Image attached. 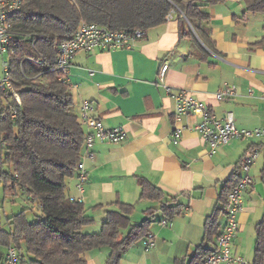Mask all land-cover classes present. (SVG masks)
I'll return each mask as SVG.
<instances>
[{"label":"crops","instance_id":"obj_1","mask_svg":"<svg viewBox=\"0 0 264 264\" xmlns=\"http://www.w3.org/2000/svg\"><path fill=\"white\" fill-rule=\"evenodd\" d=\"M205 10L210 17L211 49L203 60L194 54L192 40L185 35L189 23L176 10L163 25L147 30L131 50L80 52L70 58L66 79L73 113L80 121L83 103H90L88 115L105 129L121 128L124 138L119 143L94 141L92 160L84 156L83 145L80 160L86 180L80 191L75 171L66 180L68 198L81 200L93 220H102L104 211L114 208L115 202L132 205L130 221L134 216L140 219L136 223L144 219L146 210L162 204L181 208L172 219L156 212L149 228L153 246L146 250L143 239L138 241L123 253L119 264H185L202 243L205 219L219 206L221 190L237 163L247 150H256L257 157L248 169L252 184L243 191L238 230L230 243L231 256L240 261L218 263L251 264L254 227L264 216V136L234 139L209 154L208 145L192 129L198 116L182 120L178 140L173 137L172 124L174 95L185 90L217 118L232 113L238 129L264 128V11L248 10L245 0H224ZM164 63L167 70L162 85L157 75ZM226 85L234 86L236 95L217 101L215 94ZM81 125L88 134L90 130ZM139 178L160 189L163 198L140 199ZM217 221L218 234L225 225V214ZM216 237L205 244L211 251ZM7 249L0 243V264H5ZM102 251L106 250L89 251L87 264H104L109 251Z\"/></svg>","mask_w":264,"mask_h":264},{"label":"trees","instance_id":"obj_2","mask_svg":"<svg viewBox=\"0 0 264 264\" xmlns=\"http://www.w3.org/2000/svg\"><path fill=\"white\" fill-rule=\"evenodd\" d=\"M224 0H22L10 20L14 55L11 81L18 90L21 104L13 119L0 121L3 135V172L0 183L9 195L20 192L37 206L40 213L29 221L27 209L7 219L8 230H0V243L14 247L20 264H87L85 253L108 248L104 264H119L123 253L149 233L154 214L167 219L180 213V205L162 204L148 209L139 223H131L130 204L115 202L104 211L98 233H84L94 220L82 203L68 198L66 180L74 175L85 134L68 84L55 70L57 47L71 38L81 22L94 23L112 31H142L163 25L172 11L187 20L195 55L203 60L211 49L209 14L205 8ZM250 11H264V0H245ZM240 163V161H239ZM223 186L219 206L203 225L202 243L185 264H202L212 252L211 243L218 230V217L225 214L229 192L238 184L240 164ZM264 163V162H263ZM264 177V164L261 169ZM140 199L161 200L163 192L138 179ZM171 201H174L171 198ZM251 264L264 262V216L255 225ZM183 264L184 261H178Z\"/></svg>","mask_w":264,"mask_h":264},{"label":"built area","instance_id":"obj_3","mask_svg":"<svg viewBox=\"0 0 264 264\" xmlns=\"http://www.w3.org/2000/svg\"><path fill=\"white\" fill-rule=\"evenodd\" d=\"M22 0H0V121L6 117L11 119L16 115L21 100L18 90L11 81V61L14 55L13 35L10 33V20L20 9ZM142 31H112L94 23L81 22L70 39L59 44L55 60V70L62 80L67 83L66 75L70 58L76 53H91L94 51L131 50L135 43L144 38ZM167 65L164 63L158 70V82H164ZM169 92V88H166ZM236 95L234 86H224L216 94L217 101L232 98ZM176 102L173 115V137L178 140L182 133V120L190 115L199 117L192 129L197 132L208 145L209 154H213L219 147L227 145L234 139L259 138L264 136V128L238 129L235 126L232 113L228 112L223 117L217 118L204 104L196 101L185 90H178L174 95ZM92 110L90 103H83L80 113V122L90 132L85 135L84 147L88 159H93L90 151L94 141L119 143L124 138L121 128L105 129L101 122L88 115ZM3 135L0 133V178L3 172ZM256 150H247L240 159V170L243 172L238 184L229 192L224 205L225 225L216 237L214 250L205 258L202 264H218L219 262L235 263L239 258H233L230 254V243L238 230L237 215L242 210L243 191L252 184V178L248 175V169L257 157ZM78 162L77 188L82 191V183L86 180V170ZM72 200V199H71ZM75 201V200H74ZM76 202L81 203V200ZM167 222L162 221V224ZM153 236L150 234L143 239L146 250L153 246ZM5 264H20V256L14 247H8Z\"/></svg>","mask_w":264,"mask_h":264},{"label":"rangeland","instance_id":"obj_4","mask_svg":"<svg viewBox=\"0 0 264 264\" xmlns=\"http://www.w3.org/2000/svg\"><path fill=\"white\" fill-rule=\"evenodd\" d=\"M2 186H4L3 182L0 183V229L8 230L9 226L7 224V219L11 217L13 214H17L18 212H20L22 209H27L26 213L29 221L31 222L35 221L40 213L37 206L27 201L25 199V196L22 195L20 192H18L17 195H9L8 193L5 192L4 187ZM102 220H104V218H102ZM102 220H99L98 218H94V222L90 225L85 226L83 228V232L89 234L98 233L101 229L100 224L102 223ZM139 220L134 219L133 216L131 218V223L132 224L136 223ZM102 249L106 250L107 252L109 251L108 248L106 247ZM106 251H102V252H106ZM95 252L98 251H93V253ZM89 254L90 252L85 253V258L89 257Z\"/></svg>","mask_w":264,"mask_h":264}]
</instances>
